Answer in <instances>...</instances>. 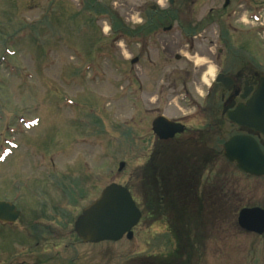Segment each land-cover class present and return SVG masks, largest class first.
<instances>
[{"label": "rangeland", "instance_id": "obj_1", "mask_svg": "<svg viewBox=\"0 0 264 264\" xmlns=\"http://www.w3.org/2000/svg\"><path fill=\"white\" fill-rule=\"evenodd\" d=\"M156 1L0 0V185L13 189L9 180L19 176L23 188L28 174L35 177L26 172V159L19 166L17 160L29 156L27 144L38 142L53 153L63 144L64 180L75 190L62 194L64 219L56 234L29 225L35 217L22 200L19 223L0 233V264H264V235L248 233L238 223L240 210L264 209V177L241 173L224 159L216 138L205 151L221 157L203 170L193 158L202 151L195 143H157L153 124L160 115L183 120L198 140L197 130L211 128L209 111L221 102L214 96L220 48L215 43L202 41L189 49L185 38L164 34L149 41L148 60L132 64L139 53L137 38L115 33L105 12L137 37L142 7L167 9ZM252 41L256 60L264 63V32L257 31ZM207 103L206 115L199 110ZM222 130L227 138L228 127ZM156 164H166L168 186L157 180L153 192L149 174ZM191 169L201 172L200 178ZM178 171L187 174L188 192L174 188L172 174ZM113 183L129 187L142 210L153 194L158 210L167 213L145 215L130 241L84 245L75 234L76 219ZM150 184L152 192H145ZM166 187L171 189L159 192ZM196 189L205 190L206 205L197 222ZM212 190L222 191L223 199L212 198L220 193ZM215 202L233 208L214 212L209 206ZM179 207L191 211L184 215L187 223L196 222L183 232L181 246L169 233L171 221L185 210Z\"/></svg>", "mask_w": 264, "mask_h": 264}, {"label": "flooded vegetation", "instance_id": "obj_2", "mask_svg": "<svg viewBox=\"0 0 264 264\" xmlns=\"http://www.w3.org/2000/svg\"><path fill=\"white\" fill-rule=\"evenodd\" d=\"M162 1L157 0L156 2L158 4L165 3L167 5L166 10L155 6L152 7V11L142 7L141 12H139L140 25L137 29L138 65L149 59V41L152 43L153 38L156 39L164 34L175 33V35L185 38L188 41L186 46L189 49H194L202 41H207L210 45L215 43L220 48L215 57L216 74L213 79L219 94L215 92L217 94H214V96H219L221 105L216 110L209 111L211 128L206 131L197 130L199 141L192 137L197 135L195 133L191 135L192 131L187 128V124L183 120H179L175 123L185 126L186 131L176 135L174 139L169 141H162L158 138L157 143L162 145L177 144L178 147H185V145L192 142L198 146H196L197 148H202L205 151L216 138V143L222 147L224 156L226 142L235 136H248L261 147L264 153V100H256V97L260 95L262 82H264V63L256 60L252 46L255 33L257 31L264 32V23L262 22L264 20V0ZM177 59L180 61L181 57L178 56ZM250 102L254 104V109L249 110L248 113H243L241 109L249 106ZM207 105L208 103L205 105L206 108L201 107L199 110L206 115L208 112ZM229 113H232L235 120L241 123L242 126L233 123L228 118ZM159 117H163V115ZM246 122L249 123L248 127L243 124ZM253 123L254 125H252ZM212 126L214 129H212ZM225 127L229 129L227 138L224 137L222 130ZM197 131L195 132L197 133ZM61 135L63 136L62 133ZM60 139L61 137L59 142L62 143L63 140ZM27 146H30L26 149L29 156L27 158L22 157V159L18 158L17 163L19 166L21 160L26 159V172L29 173L30 171L31 175L34 174L35 177L32 178L28 174L25 180L22 179L24 182L23 188H19L22 184L21 179H18L19 176L15 178V181L9 180L15 186L13 189L0 185V201L15 206L22 216L21 201L24 200L27 207L32 210L30 218L35 217L32 219L35 221L29 222V225L34 226L35 224L37 225L36 228L41 227L47 233L56 234L57 228L63 224L64 219L62 194L63 192H75L74 185L71 184V188L68 189L69 185L64 180V157L61 156L64 146L63 144L57 145L55 153L53 151L48 152L44 148L45 143L39 145L37 142L27 144ZM220 157L221 155L218 153V156L215 157L206 154L202 157L197 156L195 159L198 163L209 160L214 164ZM65 184L67 188H64ZM195 191L198 192L197 197L200 198L196 207L193 205L196 209L195 219L197 221L203 218L202 212L206 208V205L202 204L204 202L202 192H205V190L196 189ZM34 192H39L38 197H34ZM185 192H188V190L186 189ZM211 192H220L219 194H210L212 198L218 195L223 199L222 191L212 190ZM13 196L16 199L9 198ZM37 200H43V204L39 207L35 205V202H38ZM209 208L214 212H225L233 206L221 205L215 202ZM156 209H161V207ZM178 209L187 210L184 207ZM173 210L174 206H169V211ZM187 212L191 211L187 210ZM18 223L19 220L15 224H6L0 221V233L13 230ZM31 226L25 229H32Z\"/></svg>", "mask_w": 264, "mask_h": 264}, {"label": "water", "instance_id": "obj_3", "mask_svg": "<svg viewBox=\"0 0 264 264\" xmlns=\"http://www.w3.org/2000/svg\"><path fill=\"white\" fill-rule=\"evenodd\" d=\"M137 59L132 64L137 63ZM222 77V76H221ZM260 95L257 101L264 100V82H262ZM253 103L242 108L243 113L254 109ZM227 108V107H226ZM228 118L237 126L232 113ZM249 126V123H243ZM254 125V123L252 124ZM154 133L161 139L168 141L177 134L185 132V127L160 117L153 124ZM264 133V132H263ZM224 156L236 163L237 168L244 174L253 177H264V153L259 145L248 136H235L224 145ZM125 163L120 164L119 171H123ZM142 212L138 208L131 192L123 185L111 184L106 187L100 197L86 207L75 223V232L86 244H99L102 242H119L125 236L133 239V229L142 219ZM20 218L16 207L0 201V221L14 224ZM238 223L241 229L248 233L264 235V209L260 207L245 208L239 213Z\"/></svg>", "mask_w": 264, "mask_h": 264}, {"label": "trees", "instance_id": "obj_4", "mask_svg": "<svg viewBox=\"0 0 264 264\" xmlns=\"http://www.w3.org/2000/svg\"><path fill=\"white\" fill-rule=\"evenodd\" d=\"M105 15L107 16V17H109V19L111 20V22H112V25H113V30H114V32L115 33H117V34H119V33H121V34H123V35H125L126 37H132V38H136V32L134 33L133 31H131V30H127V28H123L122 26H120L119 25V21H118V19L115 17V16H113V13H111V12H109V11H106L105 12ZM120 20V19H119ZM121 21V20H120ZM123 35H120V36H123ZM202 154H199L198 155V157H202V156H206V152L202 149V151H200ZM205 153V155H204V153ZM197 156H194L193 158H196ZM188 158V157H187ZM209 158V157H208ZM188 160V159H187ZM186 160V162H185V164L187 163L188 164V161ZM196 162V161H195ZM186 164V165H187ZM207 164V166H206V169H207V167L208 166H211V165H213V163L212 162H210L209 160L208 161H206V162H204V163H200L199 165H200V167H201V170H203V167H205V165ZM164 165H166V164H164ZM164 165H160V164H156V166H152L151 168H150V176H149V178L151 179L152 177L154 178V186H155V191H153V192H157L158 191V189L156 188V186H158V183H157V180H159V181H161V180H163V182L168 186V182H167V178L166 177H164L166 174H165V166ZM194 165V164H193ZM179 172H182L179 176H178V173ZM141 173H143L142 171H141ZM201 172L200 173H197V172H193V170L191 169V175L193 176V177H196V175H197V177H199L200 178V176H201ZM172 177H173V179L176 181V183H175V185H174V188L175 187H177V189H176V191L177 192H185L186 191V188H185V185H184V182H185V180H186V177H187V174H186V177H185V174H184V172L183 171H178L177 173H175V174H172ZM171 180V179H170ZM191 180L194 182L195 180L194 179H192L191 178ZM173 183V181L171 180V184ZM194 185V184H193ZM151 186V184L146 188V189H144V191L145 192H150L151 191V189L149 188ZM178 187H180L179 189H178ZM129 188V187H128ZM171 188H172V186H171ZM171 188H169L168 189V187H166V188H161V189H159V192H163V191H165V190H170ZM181 188H183V190H181L180 191V189ZM152 192V191H151ZM172 192V191H171ZM157 208V203H156V201H155V197H154V195L153 194H149V196L147 197V200H146V204H145V206L143 207V212H144V215H146V216H149V217H153L154 218V216H155V214H154V212H159V213H161V214H165V213H163V212H166L167 213V211H159V210H157L156 209ZM171 214H173V212L171 213ZM184 215H190V213H186L185 212V210L183 211V212H180V213H178V216L175 218V219H173L174 220V222H172L171 221V225H170V228H169V233H170V239H175V241H176V243L179 245V246H181V241H182V236H183V232L186 230V228H187V226L188 225H191V227L192 226H195L194 224H196V219L194 218V220L196 221H193V219H192V223H194V224H189V223H187L186 221H185V216ZM182 216H184V218L182 219ZM174 258V257H173Z\"/></svg>", "mask_w": 264, "mask_h": 264}]
</instances>
